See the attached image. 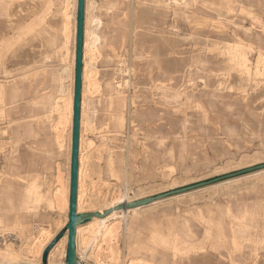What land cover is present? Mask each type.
<instances>
[{"label": "rangeland", "instance_id": "374dc122", "mask_svg": "<svg viewBox=\"0 0 264 264\" xmlns=\"http://www.w3.org/2000/svg\"><path fill=\"white\" fill-rule=\"evenodd\" d=\"M39 1L0 0V90L6 91L0 97V264H67L68 241L63 240L66 235L68 238V193L67 203L63 200L57 206L51 201L57 189L62 193L68 189L71 173L73 126L65 105L74 87L77 0ZM151 1L86 0L81 162L79 157L85 181L80 202L83 213L104 209L126 195L131 202L144 200L264 164V0ZM172 47L180 53L173 54ZM235 49L248 55L250 72L229 60L228 53ZM200 55L201 62L193 64ZM193 78L197 79L193 82ZM55 101H59L65 114L64 125L56 118L58 113L51 111ZM57 132H64L62 139H57ZM32 180L41 189L34 213L25 207L26 187ZM263 202L264 169L170 196L137 213L111 220V229L104 232L82 233L77 257L83 264H137L138 259H149L153 264H264ZM158 231L163 244L152 238ZM178 234L186 235V240L197 247L188 252L189 245ZM144 246L150 249L146 248L149 254Z\"/></svg>", "mask_w": 264, "mask_h": 264}, {"label": "bare ground", "instance_id": "6f19581e", "mask_svg": "<svg viewBox=\"0 0 264 264\" xmlns=\"http://www.w3.org/2000/svg\"><path fill=\"white\" fill-rule=\"evenodd\" d=\"M7 1V0H6ZM39 1V0H38ZM51 1V0H50ZM142 1V0H141ZM151 1V0H150ZM153 1V0H152ZM151 1V2H152ZM169 1V0H168ZM193 1V0H192ZM207 1H209V0H207ZM212 1V0H211ZM5 2V1H4ZM17 2V1H16ZM40 2V1H39ZM47 2V1H46ZM49 2V1H48ZM154 2V1H153ZM152 2V3H153ZM162 2V1H161ZM181 2V1H180ZM191 2V1H190ZM195 2V1H194ZM213 2V1H212ZM239 2H240V0H239ZM37 3V2H36ZM76 3V7H77V1L75 2ZM169 3V2H168ZM173 3H175V2H173ZM192 3V2H191ZM211 3V2H210ZM49 3H47L46 5H44V6H46L47 7V5H48ZM51 4H52V2H51ZM137 4V3H136ZM158 4V3H157ZM156 4V5H157ZM193 4V3H192ZM4 5V4H3ZM6 5H8V4H6ZM134 5V4H133ZM143 5V4H142ZM158 5H161V4H158ZM163 5H168V4H163ZM179 5H180V3H179ZM187 5V4H186ZM238 5V4H237ZM258 5H259V3H258ZM41 6V5H40ZM39 6V7H40ZM43 6V7H44ZM146 6V5H145ZM176 6H178V5H176ZM191 6V5H190ZM6 7V6H5ZM42 7V8H43ZM45 7V8H46ZM52 7V6H51ZM158 7V6H157ZM161 7V6H160ZM186 7V6H185ZM241 7V6H240ZM4 8V7H3ZM49 8V7H48ZM64 8V7H63ZM168 8V7H167ZM173 8V7H172ZM175 8V7H174ZM202 8V7H201ZM220 8V7H219ZM6 9H7V7H6ZM5 9V10H6ZM38 9V8H37ZM52 9V8H51ZM88 9H89V7H88ZM145 9H146V7H145ZM148 9H150V8H148ZM153 9V8H152ZM156 9V8H155ZM181 9V8H180ZM183 9V8H182ZM235 9H237V8H235ZM234 9V10H235ZM245 9V8H244ZM244 9H242L243 10V12L245 11ZM249 9V8H248ZM247 9V10H248ZM47 10V9H46ZM174 10V9H173ZM176 10H179L178 8L176 9ZM196 10V9H195ZM3 11V10H2ZM54 11V10H53ZM154 11V10H153ZM158 11V10H157ZM175 11V10H174ZM239 11V10H238ZM250 10H248V12H249ZM51 12H52V10H51ZM50 12V13H51ZM55 12V11H54ZM86 12V11H85ZM185 12V11H184ZM188 12V11H187ZM193 11H191L190 13H192ZM206 12V11H205ZM210 12H211V10H210ZM210 12H209V14H210ZM251 12V11H250ZM249 12V13H250ZM253 12V11H252ZM8 13V12H7ZM49 13V14H50ZM68 13V12H67ZM153 13V12H152ZM154 13H155V11H154ZM153 13V14H154ZM175 13V12H174ZM180 13V12H179ZM240 13V12H239ZM54 14V13H53ZM170 14V13H169ZM185 14V13H184ZM194 14V13H193ZM212 14V13H211ZM235 14V13H234ZM250 14H252V13H250ZM254 14V13H253ZM263 14V13H262ZM173 15V14H172ZM175 15V14H174ZM174 15L172 16V17H174ZM178 15V14H177ZM183 15V14H182ZM212 15H214V14H212ZM218 15V14H217ZM225 15V14H224ZM246 15H247V13H246ZM46 16H48V15H46ZM54 16V15H53ZM181 16V15H180ZM248 16V15H247ZM246 16V17H247ZM254 16V15H253ZM255 16H256V14H255ZM86 17H87V15H86ZM201 17V16H200ZM245 17V16H244ZM259 17V16H258ZM3 18V17H2ZM184 18V17H183ZM190 18H192V17H190ZM236 18V17H235ZM255 18V17H254ZM8 19V18H7ZM65 19V18H64ZM161 19H163V18H161ZM194 19H196V18H194ZM203 19V18H202ZM217 19H218V17H217ZM257 18H255V20H256ZM77 20V19H76ZM181 20V19H180ZM179 20V21H180ZM197 20V19H196ZM205 20H207V19H205ZM251 20V19H250ZM47 21V20H46ZM164 21V20H163ZM184 21H185V19H184ZM187 21H189V19L187 20ZM198 21H199V18H198ZM201 21V20H200ZM210 21H211V19H210ZM227 21V20H226ZM263 21V20H262ZM43 22V21H42ZM63 22V21H62ZM88 22V21H87ZM236 22H238V21H236ZM252 22H253V20H252ZM71 23V22H70ZM174 23V22H173ZM176 23V22H175ZM192 23H193V20H192ZM198 23V22H197ZM215 23V22H214ZM216 23H217V21H216ZM226 23V22H225ZM233 23H234V21H233ZM240 23V22H239ZM63 24V23H62ZM87 24V23H86ZM186 24V23H185ZM184 24V25H185ZM195 24V23H194ZM199 24H202V25H204L203 23H199ZM209 24V23H208ZM212 24V23H211ZM227 24V23H226ZM241 24V23H240ZM41 25V24H40ZM66 25V24H65ZM172 25V24H171ZM175 25V24H174ZM191 25V24H190ZM230 25V24H229ZM245 25V24H244ZM249 25H251V24H249ZM42 26V25H41ZM44 26H46L47 27V25H44ZM87 26V25H86ZM85 26V27H86ZM237 26V25H236ZM63 27V26H62ZM167 27V26H166ZM181 27V26H180ZM179 27V28H180ZM186 27V26H185ZM196 27V26H195ZM212 27V26H211ZM222 27V26H221ZM240 27V26H239ZM248 27V26H247ZM42 28H44V27H42ZM48 28H50L49 26H48ZM169 28H171V27H169ZM200 28V27H199ZM215 28V27H214ZM223 28H224V26H223ZM234 28V27H233ZM243 28V27H242ZM246 28V27H245ZM251 28H253V27H251ZM66 29H67V27H66ZM203 29V28H202ZM210 29V28H209ZM211 29H213V28H211ZM219 29V28H218ZM217 29V30H218ZM228 29V28H227ZM249 29V28H248ZM49 30H51V29H49ZM171 30V29H170ZM185 30H188V29H185ZM184 30V31H185ZM195 30H197V29H195ZM204 30V29H203ZM207 30V29H206ZM230 30V29H229ZM238 30V29H237ZM244 30V29H243ZM256 30V29H255ZM60 31V30H59ZM72 31V30H71ZM70 31V32H71ZM167 31V30H166ZM173 31V30H172ZM189 31V30H188ZM205 31V30H204ZM212 31H216V30H212ZM211 31V32H212ZM241 31H242V29H241ZM249 31V30H248ZM248 31L246 32V33H248ZM38 32V31H37ZM37 32H36V34H37ZM51 32V31H50ZM53 32V31H52ZM58 32V31H57ZM187 32V31H186ZM194 32V31H193ZM196 32V31H195ZM230 32V31H229ZM39 33V32H38ZM67 33V32H66ZM182 33H184V32H182ZM192 32H191V30H190V34H191ZM197 33V32H196ZM236 33V32H235ZM244 33V32H243ZM54 34H56V33H54ZM71 34V33H70ZM262 34V33H261ZM49 35V34H48ZM57 35V34H56ZM55 35V36H56ZM61 35V34H60ZM176 35H178V34H176ZM187 35V34H186ZM210 35H212V34H210ZM214 35V34H213ZM222 35V34H221ZM220 35V36H221ZM234 35V34H233ZM43 36V35H42ZM59 36V35H58ZM69 36H71V35H69ZM159 36V35H158ZM218 36V35H217ZM224 36V35H223ZM235 36V35H234ZM246 36V35H245ZM40 37H41V35H40ZM53 37V36H52ZM62 37V36H61ZM66 37H68V36H66ZM179 37V36H178ZM42 38V37H41ZM51 38V37H50ZM57 38V37H56ZM63 38V37H62ZM69 38V37H68ZM96 38V37H95ZM171 38V37H170ZM173 38V37H172ZM189 38V37H188ZM187 38V39H188ZM192 38V37H191ZM195 38V37H194ZM229 38V37H228ZM44 39V38H43ZM51 39H53V38H51ZM50 39V40H51ZM70 39V38H69ZM88 39V38H87ZM234 39H235V37H234ZM257 39V38H256ZM37 40V39H36ZM55 40V39H54ZM190 40V39H189ZM237 40V39H236ZM239 40V39H238ZM47 41V40H46ZM56 42H58V41H56ZM238 42V41H237ZM240 42V41H239ZM49 43V42H48ZM51 43V42H50ZM50 43H49V45H50ZM95 43V42H94ZM216 43H218V42H216ZM66 44V43H65ZM99 44V43H98ZM239 44V43H238ZM240 44H241V42H240ZM245 44V43H244ZM45 45V44H44ZM47 45V44H46ZM58 45V44H57ZM88 45H89V43H88ZM112 45V44H111ZM226 45V44H225ZM241 45H243V43L241 44ZM250 45V44H249ZM62 46V45H61ZM93 46H94V44H93ZM222 46V45H221ZM244 46V45H243ZM248 46V45H247ZM257 46V45H256ZM44 47V46H43ZM49 47V46H48ZM59 47V46H58ZM198 47V46H197ZM217 47V46H216ZM223 47V46H222ZM257 47H259V46H257ZM50 48H52V47H50ZM57 48V47H56ZM85 48H86V46H85ZM90 48V47H89ZM107 48V47H106ZM215 48V47H214ZM219 48V47H218ZM244 48V47H243ZM252 48H254V47H252ZM201 49H202V47H201ZM205 49V48H204ZM223 49V48H222ZM251 49V48H250ZM50 50V49H49ZM57 49H55V51H56ZM93 50V49H92ZM185 50V49H184ZM197 50V49H196ZM199 50V49H198ZM213 50V49H212ZM211 50V51H212ZM245 50H246V47H245ZM248 50V49H247ZM255 50V49H254ZM45 51V50H44ZM55 51H54V53H55ZM63 51V50H62ZM89 51H91V50H88L87 52H89ZM114 51V50H113ZM222 51V50H221ZM243 51V50H242ZM58 52V51H57ZM110 52V51H109ZM183 52H185V51H183ZM197 52H199V51H197ZM200 52H203V51H201L200 50ZM206 52H207V50H206ZM205 52V53H206ZM223 52V51H222ZM255 52V51H254ZM52 53V52H51ZM64 53H65V51H64ZM92 53V52H91ZM112 53V52H111ZM172 53L173 54H177V53H180L179 52V50H177V47H172ZM204 53V52H203ZM212 53V52H211ZM261 53V52H260ZM60 54H61V52H60ZM72 54V53H71ZM94 54V53H93ZM216 54V53H215ZM219 54V53H218ZM229 55V60L231 61V62H234L238 67H240V69H242V70H246V71H248L249 70V66H248V59H247V57H248V55H246L245 54V52H239L237 49H235V50H233V51H231V52H229L228 53ZM52 55V54H51ZM62 55V54H61ZM73 55V54H72ZM88 55V54H87ZM115 55V54H114ZM198 55H199V53H198ZM197 55V56H198ZM203 55V54H202ZM205 55H207V54H205ZM208 55H209V53H208ZM260 55V54H259ZM263 55H264V53H263ZM48 56V55H47ZM54 56V55H53ZM108 56V55H107ZM113 56V55H112ZM117 56V55H116ZM173 56V55H172ZM204 56V55H203ZM211 57H212V54L210 55ZM226 56V55H225ZM247 56V57H246ZM261 56V55H260ZM45 57V56H44ZM50 57V56H49ZM48 57V58H49ZM52 57V56H51ZM87 57V56H86ZM114 57V56H113ZM259 57V56H258ZM262 57V56H261ZM53 58V57H52ZM147 58V57H146ZM150 58V57H149ZM174 58V57H173ZM184 58V57H183ZM201 55L198 57V59L195 61V62H192L193 64H199L201 61ZM228 58V57H227ZM264 58V57H263ZM44 59V58H43ZM54 59H56V58H54ZM88 59V58H87ZM114 59V58H113ZM181 59V58H180ZM221 59V58H220ZM224 59V58H223ZM222 59V60H223ZM50 60V59H49ZM52 60V59H51ZM115 60V59H114ZM154 60V59H153ZM157 60V59H156ZM260 60V59H259ZM56 61V60H55ZM63 61V60H62ZM46 62H47V60H46ZM64 62V61H63ZM40 63V62H39ZM48 63V62H47ZM59 63H61V61L59 62ZM233 63V64H234ZM262 63H263V61H262ZM37 64V63H36ZM204 64V63H203ZM39 65V64H38ZM43 65V64H42ZM47 65V64H46ZM86 65V64H85ZM207 65V64H206ZM230 65V64H229ZM250 65V64H249ZM205 66V65H204ZM35 67V66H34ZM39 67V66H38ZM42 67V66H41ZM197 67V66H196ZM206 67V66H205ZM208 67V66H207ZM230 67H233L232 66V63H231V65H230ZM31 68V67H30ZM86 68V67H85ZM195 68V67H194ZM204 68V67H203ZM32 69V68H31ZM40 69V68H39ZM46 69V68H45ZM48 69V68H47ZM67 69V68H66ZM236 69V68H235ZM30 70V69H29ZM29 70H28V72H29ZM35 70V69H34ZM43 70V69H42ZM62 70V69H61ZM63 70H65V69H63ZM231 70V69H230ZM229 70V71H230ZM30 71H32V70H30ZM36 71V70H35ZM34 71V72H35ZM45 71V70H44ZM47 71H49V70H47ZM85 69H84V73H83V77H85ZM246 71H245V73H246ZM26 72V71H25ZM62 72V71H61ZM150 72V71H149ZM242 72H244V71H242ZM248 72H250V70L248 71ZM47 73V72H46ZM52 73V72H51ZM88 73V72H87ZM206 73H208V72H206ZM213 73V72H212ZM226 73V72H225ZM252 73V72H251ZM37 74V73H36ZM58 74V73H57ZM60 74V73H59ZM66 74V73H65ZM244 74V73H243ZM253 74V73H252ZM258 74V73H257ZM8 75V74H7ZM24 75V74H23ZM26 75V74H25ZM47 75V74H46ZM145 75V74H144ZM150 75V74H149ZM207 75V74H206ZM219 75H221V74H219ZM226 75H227V73H226ZM42 76V75H41ZM148 76V75H147ZM223 76V75H222ZM257 76V75H256ZM14 77V76H13ZM60 77H62V76H60ZM64 77V76H63ZM152 77V76H151ZM150 77V78H151ZM165 77V76H164ZM163 77V78H164ZM199 77V76H198ZM197 77V78H198ZM209 77V76H208ZM246 77V76H245ZM5 78V77H4ZM19 78V77H18ZM37 78H39V77H37ZM43 78V77H42ZM46 78V77H45ZM57 78V77H56ZM92 78V77H91ZM172 78V77H171ZM189 78V77H188ZM196 78V79H197ZM213 78V77H212ZM217 78H218V76H217ZM250 78H251V76H250ZM249 78V79H250ZM253 78V77H252ZM260 78H261V76H260ZM59 79V78H58ZM64 79H65V77H64ZM64 79H62V80H64ZM148 79H149V77H148ZM194 80H193V82L196 80L195 78H193ZM206 79V78H205ZM246 79H248V78H246ZM248 79V80H249ZM253 79H256V78H253ZM30 80V79H29ZM34 81H35V79H33ZM192 80V79H191ZM222 80V79H221ZM228 80V79H227ZM257 80V79H256ZM255 80V81H256ZM20 81V80H19ZM59 81V80H58ZM87 81V80H86ZM170 81H171V79H170ZM188 81V80H187ZM190 81V80H189ZM188 81V82H189ZM252 81V80H251ZM17 82V81H16ZM22 82V81H21ZM32 82V81H31ZM74 82H75V76H74ZM168 82V81H167ZM192 82V81H191ZM216 82V81H215ZM244 82V81H243ZM27 83V82H26ZM63 82H61V84H62ZM83 83H84V81H83ZM150 83H151V81H150ZM154 83V82H153ZM169 83H171V82H169ZM225 83V82H224ZM258 83V82H257ZM261 83H262V81H261ZM2 84V83H1ZM9 84V83H8ZM12 84V83H11ZM30 84V83H29ZM33 84V83H32ZM31 84V85H32ZM35 84V83H34ZM33 84V85H34ZM45 84V83H44ZM154 84H156V83H154ZM166 84V83H165ZM200 84V83H199ZM249 84V83H248ZM247 84V85H248ZM3 85V84H2ZM42 85V84H41ZM64 85V84H63ZM86 85V84H85ZM93 85V84H92ZM152 85V84H151ZM173 85V84H172ZM171 85V86H172ZM198 85V84H197ZM202 85V84H201ZM208 85V84H207ZM1 86V85H0ZM4 86V85H3ZM60 86H62V85H60ZM200 86V85H199ZM222 86V85H221ZM85 87V86H84ZM153 87H155V86H153ZM158 87H162V86H159L158 85ZM182 87V86H181ZM186 87V86H185ZM197 87V86H196ZM225 87V86H224ZM248 87V86H247ZM257 86H255V88H256ZM7 88V87H6ZM6 88H4V89H6ZM10 88H12V87H10ZM33 88V87H32ZM59 88V87H58ZM64 87L62 86V89H63ZM151 88V87H150ZM149 88V89H150ZM187 88H190L189 86L187 87ZM230 88V87H229ZM250 88V87H249ZM248 88V89H249ZM3 89V90H4ZM17 89H18V87H17ZM59 89H61V87L59 88ZM148 89V90H149ZM169 89H170V87H169ZM222 89V88H221ZM226 89H228V88H226ZM246 89V88H245ZM11 90V89H10ZM12 90H14V89H12ZM19 90V89H18ZM32 90V89H31ZM65 90H67L66 88H65ZM147 90V89H146ZM157 90V89H156ZM200 90V89H199ZM241 90V89H240ZM243 90V89H242ZM61 91H63V90H61ZM151 91V90H150ZM153 91V90H152ZM151 91V92H152ZM162 92V94H163V90H161ZM166 91H168V90H166ZM171 91V90H170ZM177 91H178V89H177ZM187 91V90H186ZM205 91V90H204ZM207 91H209V90H207ZM211 91V90H210ZM213 91V90H212ZM211 91V92H212ZM220 91V90H219ZM227 91V90H226ZM22 92V91H21ZM20 92V93H21ZM38 92V91H37ZM148 92V91H147ZM154 92V91H153ZM218 92V91H217ZM216 92V93H217ZM224 92H225V90H224ZM224 92H222V93H224ZM5 94H6V91L4 92ZM4 93L2 92V90H0V97L1 96H4ZM44 93H46V92H44ZM166 93V92H165ZM213 93H215V92H213ZM219 93V92H218ZM43 94V93H42ZM41 94V95H42ZM60 95H61V93H59ZM67 94H68V92H67ZM66 94V95H67ZM70 94V93H69ZM172 94V93H171ZM176 94V93H175ZM186 94V93H185ZM184 94V95H185ZM196 94V93H195ZM244 94V93H243ZM13 95V94H12ZM40 95V96H41ZM50 95H51V93H50ZM153 95V94H152ZM159 95V94H158ZM165 95V94H164ZM177 95V94H176ZM14 96V95H13ZM13 96H12V99H13ZM36 96V95H35ZM46 96V95H45ZM91 96V95H90ZM150 96V95H149ZM161 96V95H160ZM167 96V95H166ZM165 96V97H166ZM178 96H179V94H178ZM49 97V96H48ZM60 97V96H59ZM73 97H74V87H73V89H72V93H71V97H70V100L67 102L68 104H66L65 105V109L66 110H68V112H69V115H70V117H71V121H72V126H73ZM85 97V96H84ZM151 97V96H150ZM172 97V96H171ZM175 97V96H174ZM242 97H244V96H242ZM3 98V97H2ZM6 98V97H5ZM18 98V97H17ZM57 98V97H56ZM69 98V97H68ZM153 98V97H152ZM158 98V97H157ZM156 98V99H157ZM184 98V97H183ZM36 99V98H35ZM120 99H122L123 100V98H120ZM120 99H119V101H120ZM173 99V98H172ZM185 99V98H184ZM192 99V98H191ZM3 100V99H2ZM5 100V99H4ZM40 100V99H39ZM39 100H37V101H39ZM55 100H57V99H55ZM58 100H60V98L58 99ZM62 100V99H61ZM113 100H115V99H113ZM116 100H118L117 98H116ZM115 100V101H116ZM162 100V99H161ZM178 100H179V98H178ZM0 101H1V99H0ZM52 101V100H51ZM54 101V100H53ZM64 101H65V96H64ZM115 101H113V102H115ZM126 101V100H125ZM137 101V100H136ZM143 101V100H142ZM152 101V100H151ZM163 101V100H162ZM165 101V100H164ZM173 101V100H172ZM184 101V100H183ZM185 101H187V100H185ZM33 102V101H32ZM35 102V101H34ZM83 102V101H82ZM156 102V101H155ZM190 102V101H189ZM194 102V101H193ZM17 103V102H16ZM66 103V102H65ZM118 103V102H117ZM154 103V102H153ZM176 103H177V101H176ZM188 103V102H187ZM1 104V103H0ZM82 104H84V103H82ZM110 104V103H109ZM114 104V103H113ZM121 104V103H120ZM172 104V103H171ZM180 104V103H179ZM10 105V104H9ZM34 105V104H33ZM170 105V104H169ZM174 105V104H173ZM193 105V104H192ZM191 105V106H192ZM195 105V104H194ZM39 106V105H38ZM42 106V105H41ZM48 106H50V105H48ZM113 106V105H112ZM115 106V105H114ZM132 106V105H131ZM135 106V105H134ZM165 106V105H164ZM183 106H185V104L183 105ZM3 107V106H2ZM10 107V106H9ZM116 107H118V106H116ZM166 107V106H165ZM174 107V106H173ZM186 107H188L187 105H186ZM15 108V107H14ZM47 108H49V107H47ZM119 108H121V106L119 107ZM119 108H117V109H119ZM151 108V107H150ZM162 108V107H161ZM168 108V107H167ZM170 108V107H169ZM168 108V109H169ZM175 108V107H174ZM179 108V107H178ZM189 108H195V106L194 107H189ZM64 109V108H63ZM117 109H115V112H116V110ZM122 109V108H121ZM166 109V108H165ZM164 109V110H165ZM183 109V108H182ZM188 109V108H187ZM8 110V109H7ZM83 110V109H82ZM113 110H114V107H113ZM123 110V109H122ZM132 110V109H131ZM143 110V109H142ZM171 110V109H170ZM177 110H179V109H177ZM3 112H4V110H2ZM40 111V110H39ZM48 111V110H47ZM51 111H55V112H57L58 113V116L59 117H57L56 116V118H58L59 119V121H60V125H64L63 123H64V121H65V114L63 113V111H62V108H61V106H60V104H59V101H55L54 102V105H53V110H51ZM109 111V110H108ZM120 111V110H119ZM136 111V110H135ZM145 111V110H144ZM174 111V110H173ZM175 111H176V109H175ZM184 111V110H183ZM196 111V110H195ZM177 112V111H176ZM179 112V111H178ZM180 112H182V111H180ZM180 112H179V114H180ZM202 112V111H201ZM1 113V112H0ZM42 113V112H41ZM67 113V112H66ZM83 113L84 112H82V114L81 115H83ZM9 114V113H8ZM47 114H48V112H47ZM55 114V113H54ZM110 114V113H109ZM199 114V113H198ZM4 115H6V114H4ZM55 115H57V114H55ZM68 115V114H67ZM111 115V114H110ZM114 115V114H113ZM134 115V114H133ZM8 116V115H7ZM39 116V115H38ZM86 116V115H85ZM121 116V115H120ZM178 117H179V115H177ZM176 116V117H177ZM43 117V116H42ZM69 117V118H70ZM83 117V116H82ZM109 117H112V116H109ZM127 117H128V115H127ZM130 117V116H129ZM131 117H132V115H131ZM206 117V116H205ZM1 118V117H0ZM85 118V117H84ZM113 118L114 117H112V120H113ZM207 118V117H206ZM205 118V119H206ZM68 119V118H67ZM107 119V118H106ZM117 119V118H116ZM41 120V119H40ZM90 120V119H89ZM88 120V121H89ZM118 120H119V117H118ZM127 120V119H126ZM187 120H188V118H187ZM41 121H43V120H41ZM58 121V120H57ZM114 121V120H113ZM128 121V120H127ZM206 121V120H205ZM204 121V122H205ZM59 123V122H58ZM86 123H87V121H86ZM110 123V122H109ZM109 123H107V124H109ZM114 122H112V124H113ZM132 123V122H131ZM39 124V123H38ZM45 124V123H44ZM205 123H203V125H204ZM71 125V124H70ZM69 125V126H70ZM84 124H82V126H83ZM91 125V124H90ZM93 125V124H92ZM115 125V124H114ZM133 125V124H132ZM46 126H49L48 124L46 125ZM157 126V125H156ZM159 126V125H158ZM205 126V125H204ZM40 127V126H39ZM57 127V126H56ZM88 127V126H87ZM90 127V126H89ZM114 127V126H113ZM112 127V128H113ZM130 127H132V126H130ZM135 127V126H134ZM149 127V126H148ZM186 127V126H185ZM42 128V127H41ZM50 128V127H49ZM52 128V127H51ZM73 128V127H72ZM109 128V127H108ZM192 128V127H191ZM53 129H54V127H53ZM61 129V128H60ZM83 129H84V127H83ZM90 129V128H89ZM118 130H119V127L117 128ZM145 129H147V128H145ZM155 129V128H154ZM62 130V129H61ZM61 130H60V132H61ZM92 130V129H91ZM115 130V129H114ZM51 131V130H50ZM60 132H57L56 134H55V136L57 137V139L59 140V138L61 137V134L63 135V133H61L60 134ZM116 132H119V131H116ZM53 133H55V132H53ZM112 133H113V131H112ZM192 136V135H191ZM83 138V137H82ZM180 138V137H179ZM60 139H62V138H60ZM144 139H146V138H144ZM57 140V141H58ZM65 140V139H64ZM69 141H70V139H68ZM160 141V140H159ZM182 141V140H181ZM61 142V141H60ZM65 142V141H64ZM163 142V141H162ZM166 142V141H165ZM143 143V142H142ZM141 143V144H142ZM55 144H57L56 143V141H55ZM54 144V145H55ZM84 144V143H83ZM146 144H147V142H146ZM62 145V144H61ZM64 145V144H63ZM152 145V144H151ZM71 146H72V134H71V141H70V151H71ZM84 146H86V145H84ZM93 146V145H92ZM142 146V145H141ZM150 146V145H149ZM156 147H157V145H155ZM58 147V146H57ZM60 147H63V146H60ZM90 147V146H89ZM140 147V146H139ZM154 147V146H153ZM81 148H83V147H81ZM141 148V147H140ZM145 148V147H144ZM161 148V147H160ZM164 148V147H163ZM163 148H162V150H163ZM62 149V148H61ZM61 149H59V150H61ZM146 150H148V148H145ZM56 150V149H55ZM85 150V149H84ZM153 150V149H152ZM165 150V149H164ZM47 152V151H46ZM52 152V151H51ZM61 152V151H60ZM171 152V151H170ZM128 153H129V151H128ZM144 154V153H143ZM142 154V155H143ZM165 154V153H164ZM48 155V154H47ZM60 155V154H59ZM167 156V155H166ZM58 157V156H57ZM80 162H81V152H80ZM145 157V156H144ZM163 157V156H162ZM48 158H49V156H48ZM51 158H53L52 156H51ZM55 158V157H54ZM132 158V157H131ZM122 159V158H121ZM85 160V159H84ZM86 161V160H85ZM160 161H162V160H160ZM57 162V161H56ZM87 162H88V160H87ZM163 162V161H162ZM113 163V162H112ZM58 164V163H57ZM83 164V163H82ZM89 164V163H88ZM162 164V163H161ZM81 165V164H80ZM85 165H86V162H85ZM57 166H59V165H57ZM84 166V165H83ZM110 166V165H109ZM120 166H122V165H120ZM112 167V166H111ZM115 167V166H114ZM113 167V168H114ZM60 168V167H59ZM58 168V169H59ZM48 170H49V168H48ZM56 170V169H55ZM54 171V170H53ZM113 171H115V169H113ZM117 172H119V170L117 171ZM41 173V172H40ZM58 173V172H57ZM85 173V172H84ZM115 173V172H114ZM59 174V173H58ZM86 174V173H85ZM118 174V173H117ZM117 174H116V176H117ZM123 174V173H122ZM3 175V174H2ZM61 175V174H60ZM83 170L81 169V167L79 168V187H78V213L79 214H83V211H82V208H84V207H82L81 205H80V202H81V195L83 196V193L84 192H82V188H83V183L85 182L84 180H83ZM110 175V174H109ZM29 176V175H28ZM70 176H71V173H70ZM70 176H69V186H68V189H64V193H62V190L61 189H57L56 190V193H55V200L54 199H52V200H54V201H51L52 202V204H55V205H57V206H60V204L63 202V200H65V202L67 203V193H68V196H69V194H70ZM5 177V176H4ZM3 177V178H4ZM113 177V176H112ZM17 178V177H16ZM23 178H25V177H23ZM27 178V177H26ZM39 178V180L38 181H41L40 180V177H38ZM38 178H36V179H38ZM43 178V177H42ZM58 178H59V176H58ZM88 178V177H87ZM20 179V178H19ZM28 179H30V177L28 178ZM33 179V178H32ZM63 179V178H62ZM86 179V178H85ZM23 180H25V179H23ZM43 180V179H42ZM61 180V179H60ZM64 180V179H63ZM31 181V180H30ZM32 181H34V180H32ZM84 181V182H83ZM26 182H28V181H26ZM25 183V182H24ZM59 183V182H58ZM62 183V182H61ZM58 185V184H57ZM5 186V184H2V187H4ZM41 187V186H40ZM5 188H8V187H5ZM27 189H26V204H25V207H26V210H28L30 213H34L35 211H36V206L38 205V202L41 200V193L39 192V191H41V189L39 188V184L36 182V181H34V182H32L29 186H27L26 187ZM85 188V187H84ZM85 190V189H84ZM24 192V191H23ZM87 192V191H86ZM82 193V194H81ZM3 194V193H2ZM5 194V193H4ZM10 194V193H9ZM25 194V193H24ZM44 194V193H43ZM6 195V194H5ZM62 195H64V199L62 198ZM8 196V195H7ZM20 196V195H19ZM52 198H53V195H52ZM83 198V197H82ZM90 198V197H89ZM88 198V199H89ZM99 198V197H98ZM1 199V198H0ZM21 199V198H20ZM45 199H46V197H45ZM3 200V199H2ZM1 200V201H2ZM117 201H114V202H111L110 203V205L107 207V206H104L105 208L104 209H100V210H97L98 208H96V210L97 211H89V209H88V211H89V213H100V214H104L106 211H108V210H110V209H113L114 207H116L117 205H119V204H121V203H131V199H130V197L128 196V195H126V196H124V197H122V198H119V199H116ZM0 201V202H1ZM22 201V200H21ZM89 201V200H88ZM7 202V201H6ZM11 202V201H10ZM91 202V201H90ZM160 202H162V201H160ZM44 203H46V202H44ZM86 203V202H85ZM102 203V202H101ZM159 203V202H158ZM264 203V202H263ZM5 204H7V203H5ZM23 204V203H22ZM21 204V205H22ZM42 204V203H41ZM40 204V205H41ZM154 204H156V202L154 203ZM165 204V203H164ZM54 205V206H55ZM91 205V204H90ZM96 205V204H95ZM68 206H69V199H68ZM87 206V205H86ZM151 206V205H150ZM170 206V205H169ZM1 207V206H0ZM6 207V206H5ZM8 207V206H7ZM18 207V206H17ZM46 208H47V205L45 206ZM82 207V208H81ZM88 207H89V205H88ZM87 207V208H88ZM168 207V206H167ZM262 207V206H261ZM24 208V207H23ZM39 208V207H38ZM91 208V207H90ZM94 208V207H93ZM148 208H149V206H148ZM151 208V207H150ZM4 209V208H3ZM9 209V208H8ZM54 209V208H53ZM142 209V208H141ZM141 209H133V210H123V211H117V212H114V213H112L110 216H108V217H105V218H93L92 219V221H90V222H88L87 224H85V225H80V226H78L77 227V238H76V244L78 245L79 244V239H80V236H81V234L82 233H88V235H89V233H91V231H94V230H97V231H99L100 233L101 232H104L105 230H106V228H108V230H109V222L111 221V220H113V219H117L118 217H125L127 214H129V213H137V210H141ZM1 210V209H0ZM10 210V209H9ZM20 210V209H19ZM22 210V209H21ZM61 210V209H60ZM66 210V209H65ZM87 210V209H86ZM95 210V209H94ZM197 210V209H196ZM212 210V209H211ZM228 210V209H227ZM6 211V210H5ZM12 211V210H11ZM10 211V212H11ZM46 211V210H45ZM56 211V210H55ZM154 211V210H153ZM201 211V210H200ZM231 211V210H230ZM1 212V211H0ZM22 212V211H21ZM143 212H145V211H143ZM148 212V211H147ZM170 212V211H169ZM185 212V211H184ZM202 212V211H201ZM243 212V211H242ZM38 213V212H37ZM150 213V212H149ZM177 213V212H176ZM191 213H193V212H191ZM196 213V212H195ZM198 213V212H197ZM8 214V213H7ZM139 214V213H138ZM159 214H161V213H159ZM244 214V213H243ZM246 214V213H245ZM6 215V214H5ZM5 215H4V217H5ZM11 215H13V214H11ZM11 215H10V217H11ZM16 215H18V213L16 214ZM26 215V214H25ZM32 215H34V214H32ZM31 215V216H32ZM38 215V214H37ZM139 215H141V214H139ZM138 215V216H139ZM150 215V214H149ZM172 215H173V213H172ZM183 215H185V214H183ZM200 215H201V213H200ZM226 215V214H225ZM15 216V215H14ZM130 216V215H129ZM146 216V215H145ZM170 216V215H169ZM181 215H179V217H180ZM195 216H197L196 214H195ZM217 216V215H216ZM218 216H219V214H218ZM248 216V215H247ZM1 217H3V215L1 216ZM17 217V216H16ZM19 218H20V216H18ZM68 217H69V213H68V216H67V223H68ZM178 217V216H177ZM184 217V216H183ZM204 217V216H203ZM228 217V216H227ZM242 217V216H241ZM241 217H239V218H241ZM244 217V216H243ZM246 217V216H245ZM8 218V217H7ZM12 218H14V217H12ZM11 218V219H12ZM37 218V217H36ZM40 218V217H39ZM127 218V217H126ZM129 218V217H128ZM131 218V217H130ZM140 218V217H139ZM143 218V217H142ZM172 218H174V217H172ZM176 218V217H175ZM185 218V217H184ZM206 218V217H205ZM208 218V217H207ZM225 218V217H224ZM230 218H231V215H230ZM3 219V218H2ZM5 219V218H4ZM30 219V218H29ZM31 219H33V216H32V218ZM134 219H136V218H134ZM161 219V218H160ZM162 219H164V218H162ZM177 219V218H176ZM199 219V218H198ZM217 219V218H216ZM220 219V218H219ZM244 219V218H243ZM243 219H241V220H243ZM132 220V219H131ZM137 220V219H136ZM141 220V219H140ZM179 220V219H178ZM182 220V219H181ZM213 220V219H212ZM220 220H222V219H220ZM231 220H233V219H231ZM235 220H236V218H235ZM239 220V219H238ZM237 220V221H238ZM245 220V219H244ZM1 221V220H0ZM3 221H5V220H3ZM12 221H13V219H12ZM15 221V220H14ZM124 221V220H123ZM185 221V220H184ZM205 221H206V219H205ZM208 221V220H207ZM210 221V223H211V220H209ZM250 221V220H249ZM27 222V221H26ZM127 222V221H126ZM128 222H130V221H128ZM127 222V223H128ZM137 222V221H136ZM146 222H148V221H146ZM163 222V221H162ZM196 222V221H195ZM198 222H200V221H198ZM214 221H212V223H213ZM3 223V222H2ZM21 223V222H20ZM19 223V224H20ZM161 223V222H160ZM164 223V222H163ZM184 223V222H183ZM193 223V222H192ZM216 223V222H215ZM230 223V222H229ZM232 223V222H231ZM3 224H5V223H3ZM8 224H10V223H8ZM30 224V223H29ZM178 224V223H177ZM194 224V223H193ZM205 224V223H204ZM128 225V224H127ZM131 226H132V224H130ZM168 224L166 223V226H167ZM171 225V224H170ZM183 225V224H182ZM198 225H199V223H198ZM211 225H213V224H211ZM244 225V224H243ZM4 226V225H3ZM9 226H11V225H9ZM9 226H8V228H9ZM17 226V225H16ZM19 226V225H18ZM160 226V225H159ZM184 226V225H183ZM197 226V225H196ZM202 226V225H201ZM205 226V225H204ZM208 226V225H207ZM206 226V227H207ZM232 226H233V224H232ZM246 226V225H245ZM2 227V226H1ZM5 227H7V225L5 226ZM127 227V226H126ZM132 227H134V226H132ZM149 227V226H148ZM162 227V226H161ZM164 227V226H163ZM189 227V226H188ZM228 227H231V226H228ZM238 227H241V226H238ZM131 228V227H130ZM184 228H186V227H184ZM211 228V227H210ZM209 228V230L211 231V229ZM231 228H233V227H231ZM244 228V227H243ZM111 229V228H110ZM128 229V228H127ZM181 229V228H180ZM207 229V228H206ZM212 229H213V227H212ZM221 229H223L222 228V226H221ZM235 228H233V230H234ZM107 230V231H108ZM153 230V229H152ZM162 230V229H161ZM164 230V229H163ZM177 230V229H176ZM228 230V229H227ZM1 231V230H0ZM127 231V230H126ZM133 231V230H132ZM188 231V230H187ZM191 231V230H190ZM241 231V230H240ZM2 232V231H1ZM147 232V231H146ZM162 232V231H161ZM178 232V231H177ZM214 232V231H213ZM223 232V231H222ZM229 232V231H228ZM98 233V232H97ZM96 233V234H97ZM100 233H98V234H100ZM114 233V232H113ZM155 233V232H154ZM184 233V232H183ZM186 233V232H185ZM190 233V232H189ZM204 233H205V231H204ZM203 233V234H204ZM211 233V232H210ZM237 233H238V231H237ZM246 233V232H245ZM245 233L243 234V235H245ZM149 234V233H148ZM87 235V236H88ZM146 235V234H145ZM154 235V237H152L153 239H154V242L155 243H160V244H163L164 243V241L160 238L162 235H161V233H159V231L157 232V233H155V234H153ZM177 234H175V236H176ZM205 235V234H204ZM229 235V234H228ZM232 236L234 235V234H231ZM236 235H239V234H236ZM241 235V234H240ZM133 236V235H132ZM149 236V235H148ZM186 236V235H185ZM183 237V236H181V234L179 235L178 234V237L181 239V241L182 242H184V244H186V245H189V249H188V252H190L193 248H195V247H197V246H193V244L190 242L189 243V241H187L186 240V237ZM206 236V235H205ZM210 236H211V234H210ZM213 236V235H212ZM89 237V236H88ZM149 237H151V236H149ZM230 237V236H229ZM235 237V236H234ZM146 238H148V237H146ZM202 238V237H201ZM242 238H244L243 236H242ZM85 239V238H84ZM150 239V238H149ZM209 239V238H208ZM223 239V238H222ZM228 239H230V238H228ZM234 239V238H233ZM232 239V240H233ZM177 240H179V239H177ZM177 240H175V241H177ZM204 240H205V237H204ZM204 240H203V242H204ZM246 241H247V239H245ZM67 241H68V238H67V235H66V237L64 238V240H63V243H67ZM93 241V240H92ZM135 241V240H134ZM133 241V242H134ZM150 241V240H149ZM222 241V240H221ZM229 241V240H228ZM242 241V240H241ZM91 242V241H90ZM89 242V243H90ZM137 242V241H136ZM153 242V241H152ZM153 242V243H154ZM202 242V243H203ZM240 242V241H239ZM62 243V244H63ZM83 243V242H82ZM138 243V242H137ZM208 243V242H207ZM224 243V242H223ZM242 243V242H241ZM244 243V242H243ZM182 244V243H181ZM190 244H191V246H190ZM208 244H210V243H208ZM226 244V243H225ZM231 244V243H230ZM133 245H135L136 246V244H134L133 243ZM138 245V244H137ZM146 245V244H145ZM152 245V244H151ZM199 245H201V244H199ZM237 245V244H236ZM239 245V244H238ZM64 246V245H63ZM79 246V245H78ZM227 246V245H226ZM231 246V245H230ZM240 246V245H239ZM65 247V246H64ZM90 247V246H89ZM128 247H130V246H128ZM134 247V246H133ZM141 247V246H140ZM139 247V248H140ZM143 247V246H142ZM141 247V248H142ZM145 247V246H144ZM244 247V246H243ZM57 248V247H56ZM140 248V249H141ZM146 248H148V247H145V251H146ZM227 248H229V247H227ZM227 248H226V250H227ZM232 249H233V247H231ZM263 248V247H262ZM1 249V248H0ZM134 249H135V247H134ZM134 249H133V251H134ZM136 249H138L137 247H136ZM149 249V248H148ZM198 249V248H197ZM231 249V250H232ZM238 249V248H237ZM3 249H1V251H2ZM60 250V249H59ZM62 250V249H61ZM139 250V249H138ZM152 250H154V248L152 249ZM201 250H203V247H202V249ZM230 250V251H231ZM56 251H57V249H56ZM136 251V250H135ZM141 251H143V250H141ZM155 251V250H154ZM158 251V250H157ZM199 251H200V249H199ZM229 251V252H230ZM233 251V250H232ZM147 252V251H146ZM149 252H150V249H149ZM149 252H147L148 254H149ZM156 252V251H155ZM163 252V251H162ZM192 252H195V251H192ZM204 252H206L205 251V249H204ZM228 252V253H229ZM239 252V251H238ZM11 253V252H10ZM58 253V252H57ZM130 253V252H129ZM161 253V252H160ZM191 253V252H190ZM190 253H189V255H190ZM197 253V252H196ZM14 254V253H13ZM119 254V253H118ZM137 254V253H136ZM155 254V253H154ZM159 254V253H158ZM236 254V253H235ZM238 254V253H237ZM17 255V254H16ZM156 255V254H155ZM189 255L187 256V257H189ZM192 255H193V253H192ZM198 255V254H197ZM230 255V254H229ZM255 255V254H254ZM131 256V255H130ZM150 256V255H149ZM154 256V255H153ZM162 256V255H161ZM53 256H51V258H52ZM57 257V256H56ZM140 257V256H139ZM181 257V256H180ZM235 257V256H234ZM19 258H21V257H19ZM53 258H55V257H53ZM138 258V257H137ZM164 258V257H163ZM176 258V257H175ZM179 258V257H178ZM5 259V258H4ZM96 259V258H95ZM165 259V258H164ZM188 259V258H187ZM149 260V259H148ZM148 260H145V259H138L137 260V264H153L152 262H150V261H148ZM166 260V259H165ZM183 260V259H182ZM230 260V259H229ZM52 261H54V260H52ZM78 261H79V259H78ZM134 261V260H133ZM154 261V260H153ZM181 261V260H180ZM233 261V260H232ZM50 262V261H49ZM55 262V261H54ZM167 262V261H166ZM79 263H82L81 261H79ZM97 263H99V262H97ZM135 263V262H134ZM3 264V263H2ZM5 264V263H4ZM7 264V263H6ZM51 264V263H50ZM54 264V263H53ZM57 264V263H56ZM100 264V263H99ZM131 264V263H130ZM171 264V263H170Z\"/></svg>", "mask_w": 264, "mask_h": 264}, {"label": "water", "instance_id": "95a60500", "mask_svg": "<svg viewBox=\"0 0 264 264\" xmlns=\"http://www.w3.org/2000/svg\"><path fill=\"white\" fill-rule=\"evenodd\" d=\"M85 8L86 0H77V20H76V52H75V82L73 97V128H72V146H71V176H70V194H69V217L66 226L68 232L67 243V264L79 263L77 257V227L89 222L93 218H105L112 213L123 210L141 209L153 205L155 202L162 201L170 196L183 194L194 189L202 188L208 184L217 183L229 178H234L257 170H263L264 164L251 167L239 172H235L209 182H202L178 190L147 198L144 200L133 201L131 203H121L106 211L103 215L100 213H78V187H79V156H80V131H81V108L83 92V65H84V39H85Z\"/></svg>", "mask_w": 264, "mask_h": 264}, {"label": "crops", "instance_id": "0c3cea01", "mask_svg": "<svg viewBox=\"0 0 264 264\" xmlns=\"http://www.w3.org/2000/svg\"><path fill=\"white\" fill-rule=\"evenodd\" d=\"M137 211H139V210H137ZM132 213V212H131Z\"/></svg>", "mask_w": 264, "mask_h": 264}]
</instances>
